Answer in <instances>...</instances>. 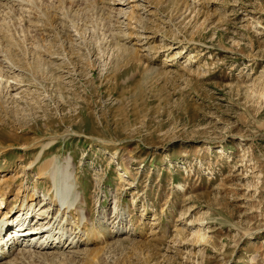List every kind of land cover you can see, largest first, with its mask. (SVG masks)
Segmentation results:
<instances>
[{"label":"rangeland","instance_id":"374dc122","mask_svg":"<svg viewBox=\"0 0 264 264\" xmlns=\"http://www.w3.org/2000/svg\"><path fill=\"white\" fill-rule=\"evenodd\" d=\"M19 1L0 4V218L37 181L58 213L51 158L88 216L63 214L79 247L19 264H264V0Z\"/></svg>","mask_w":264,"mask_h":264},{"label":"bare ground","instance_id":"6f19581e","mask_svg":"<svg viewBox=\"0 0 264 264\" xmlns=\"http://www.w3.org/2000/svg\"><path fill=\"white\" fill-rule=\"evenodd\" d=\"M12 1L15 0H0V4L3 5L2 3H9ZM113 1L114 0H112V2ZM114 2L116 3V0ZM119 2L120 1H118V4H121ZM19 5L21 4L19 3ZM43 149L46 148L43 146ZM6 150L7 148L3 147L0 154L6 153ZM43 154L41 150L36 156L33 164L36 163L37 165L41 161L40 159ZM72 161L73 158H66L64 162L60 164L55 158H51L46 160L45 163L43 162V164L38 167L36 173L37 180L48 179L50 181L52 193L51 202L53 207H58V209H56L58 211L57 214L54 213V215L53 212L55 208L49 206L50 201L48 200L50 199L48 197L50 194H48L49 196L44 195V201L40 200V188L37 181L31 194L24 196L25 198H23L21 204L14 205L3 218H0V264H19V262L24 261L28 256L44 255L45 252L43 253V250H61L69 248L70 246L76 249V247H79V245L83 243V241L77 239L78 236L80 238L81 231L79 232L80 235L74 236L70 233L72 228L69 229L70 232L68 233L72 234L74 238L67 234L62 224V222L66 220L63 214L72 212L80 220L78 224H83L82 226H85L84 224L88 222L86 201L79 190L80 187H78L77 176ZM33 164L29 167L32 171L35 168ZM34 215L36 216V220H29L34 217ZM118 217L119 216H117V218ZM68 223L69 222H67V224ZM65 224L64 226H66ZM74 230H76V226ZM118 231L123 233L126 230L124 227L119 226ZM67 250L68 249H66V251Z\"/></svg>","mask_w":264,"mask_h":264}]
</instances>
